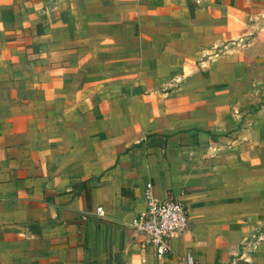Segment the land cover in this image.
<instances>
[{
    "label": "crops",
    "instance_id": "0c3cea01",
    "mask_svg": "<svg viewBox=\"0 0 264 264\" xmlns=\"http://www.w3.org/2000/svg\"><path fill=\"white\" fill-rule=\"evenodd\" d=\"M147 184L188 213L161 259ZM185 254L264 264V0H0V264Z\"/></svg>",
    "mask_w": 264,
    "mask_h": 264
},
{
    "label": "built area",
    "instance_id": "2783aa9c",
    "mask_svg": "<svg viewBox=\"0 0 264 264\" xmlns=\"http://www.w3.org/2000/svg\"><path fill=\"white\" fill-rule=\"evenodd\" d=\"M95 213L100 216V209H96ZM188 229V213L181 200L171 196L163 199L154 197L147 184L144 207L130 225L136 249L161 259L170 253L172 241ZM183 264H193L189 254L183 257Z\"/></svg>",
    "mask_w": 264,
    "mask_h": 264
}]
</instances>
